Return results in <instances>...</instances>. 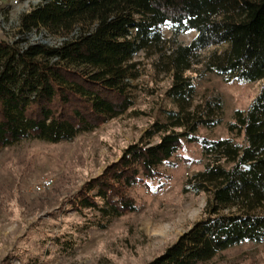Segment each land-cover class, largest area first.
<instances>
[{
  "label": "trees",
  "instance_id": "16d2710c",
  "mask_svg": "<svg viewBox=\"0 0 264 264\" xmlns=\"http://www.w3.org/2000/svg\"><path fill=\"white\" fill-rule=\"evenodd\" d=\"M18 27L64 40L22 50L0 40V149L22 140L70 141L125 112L129 80L140 74L138 53L169 78L163 95L172 108L162 111L164 121H152L66 199L76 213L97 212L86 226L103 229L133 212L129 188L147 189L162 176L158 166H175L171 157L186 142L199 144L204 162L180 191L207 194L202 216L146 264L203 263L234 245L264 242V0H39L18 16ZM189 31L194 36L181 42ZM207 73L223 82L262 80L225 122L226 137L196 134L222 123L217 95L194 99L195 80Z\"/></svg>",
  "mask_w": 264,
  "mask_h": 264
},
{
  "label": "rangeland",
  "instance_id": "374dc122",
  "mask_svg": "<svg viewBox=\"0 0 264 264\" xmlns=\"http://www.w3.org/2000/svg\"><path fill=\"white\" fill-rule=\"evenodd\" d=\"M38 2L18 0L0 9V40L19 50L37 42L60 44L63 36L43 29L20 31L18 16ZM6 3L0 0V6ZM162 31L168 35L165 27ZM194 34L189 31L178 39L187 43ZM133 60L140 74L129 80L132 104L125 112L70 141L22 140L0 149V264H146L202 216L207 194L180 191L184 178L204 162L199 144L186 142L171 157L175 166H158L162 176L147 181V189L142 184L129 188L136 209L111 218L105 228L86 226L97 219V212L76 213L66 205L77 187L116 160L152 121H164L162 111L172 108L163 95L168 76L155 74L142 53ZM261 81L223 82L208 73L196 79L194 99L217 95L224 108L219 126L199 128L196 134L210 139L228 136L225 122L234 109L247 106ZM43 181L49 184L37 189ZM63 240L73 241V246ZM197 264H264V242L240 243Z\"/></svg>",
  "mask_w": 264,
  "mask_h": 264
},
{
  "label": "built area",
  "instance_id": "2783aa9c",
  "mask_svg": "<svg viewBox=\"0 0 264 264\" xmlns=\"http://www.w3.org/2000/svg\"><path fill=\"white\" fill-rule=\"evenodd\" d=\"M17 3H18V0H7L6 5L3 4V6H0V9H3V7H5V6H9V5H10V7H11V6H14V5H16ZM48 184H49L48 181H43L40 185L37 186V189L43 188V187H45V186L48 185Z\"/></svg>",
  "mask_w": 264,
  "mask_h": 264
}]
</instances>
